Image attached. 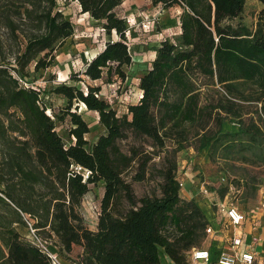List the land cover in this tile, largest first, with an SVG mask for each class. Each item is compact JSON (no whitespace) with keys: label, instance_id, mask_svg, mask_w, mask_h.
<instances>
[{"label":"trees","instance_id":"trees-1","mask_svg":"<svg viewBox=\"0 0 264 264\" xmlns=\"http://www.w3.org/2000/svg\"><path fill=\"white\" fill-rule=\"evenodd\" d=\"M69 1L99 21L104 32L118 36L92 56L83 75L91 81H124L123 67L133 63V56L126 22L118 13L122 0ZM150 1L163 9H182L180 42L160 43L151 68L140 79L142 97L123 116L101 96L100 86L88 85L85 91L58 85L54 91L67 99L64 118H69L74 139L67 147L41 92L24 79L31 65L35 71L54 65L58 45L73 36L74 26L56 0H0V264H50L39 246L17 231L15 225L26 216L33 219L38 239H55L59 253L81 247L84 259L78 264H162L163 253L174 264H189L184 252L202 234L206 238L210 222L195 200L181 198L176 161L161 172L160 195L137 199L123 175L137 162L134 180L145 179L155 152L125 154L118 141L132 133L167 155L192 141L198 143L197 151H211L229 137L222 134L223 125L234 121L239 131L233 137L264 143V8L251 29L242 22L248 0ZM259 2L264 5V0ZM81 103L98 113L106 130L90 149L85 138L89 125L72 111ZM169 142L175 148L169 149ZM236 146L230 140L225 148ZM101 181L105 192L92 231L79 209L90 185ZM121 195L131 207L117 216Z\"/></svg>","mask_w":264,"mask_h":264},{"label":"rangeland","instance_id":"rangeland-1","mask_svg":"<svg viewBox=\"0 0 264 264\" xmlns=\"http://www.w3.org/2000/svg\"><path fill=\"white\" fill-rule=\"evenodd\" d=\"M56 1L59 11L72 22L74 34L58 45L53 66L35 71L34 65H31L27 69L24 82L27 86H32L41 92L40 96L47 108V114L55 120L56 131L68 147L74 142L69 133L71 128L69 118H64V109L68 102L65 97L55 93V88L63 83L82 88L85 91L88 85L100 86L101 96L117 110L118 116L127 114L128 105L140 97V79L151 68L160 43L164 39H168L172 43L180 42L179 17L182 9L179 6H174L163 10L161 5L153 6L150 0H122L118 13L126 22L125 36L133 56V63L123 67L126 73L124 81L114 77L113 81L109 83L106 78L91 81L83 75V72L92 56L102 49L106 42L115 41L118 36L115 33L109 35L104 32L101 23L94 20L89 14L82 13L77 2ZM256 8V1L247 5V13L244 15L248 18L249 24L250 16L254 17ZM3 33L4 30L0 32L2 35ZM5 37L7 38L6 33ZM8 44L12 45V49L16 48L12 40L8 41ZM73 76H77L81 80L75 82L72 79ZM75 106L76 104L72 111L80 113L81 105L77 109ZM80 114L89 125L90 132L85 135V138L88 141L86 148L90 149L102 135L106 134V130L99 123L97 112L89 111ZM59 117L64 119L59 120ZM238 131L239 126L236 122H226L222 127V134H229V137L223 139L216 149L197 151L198 143L192 141L177 153L170 150L168 155L165 150L153 149L150 140L136 137L130 133L128 138L118 141V146L123 153L131 154L136 150L142 154L147 151L155 152V154L152 155V159L148 163L145 179L134 180V176L139 172L137 162L132 164L123 177L126 182L132 185L137 199L160 195L163 183L161 172L169 161L175 160L177 179L184 182V188L180 191L182 199L187 200L186 198H189L190 195L192 198L189 200H195L204 213L208 209L218 212L214 205L219 200L217 196L214 197L217 193L221 199L227 197L228 201H232L244 211L252 213L259 208L262 209L264 205V143L252 144L244 135L233 137L232 134ZM230 140L235 141L237 146L227 150L225 145ZM168 145H170L169 149L175 148L172 142H169ZM201 184L205 185L209 194L200 191ZM231 186L234 188L233 190H230ZM226 187H229L228 190ZM104 192L105 183L103 181L96 185H90V191L83 198L79 209L85 225L92 231L97 229L98 213L101 212ZM207 206L210 207L207 208ZM130 207L128 200L121 195L115 207V214L121 216ZM32 223L33 219L26 216L25 220L16 224L15 227L23 240L36 242L37 239L30 231ZM40 235L45 236L42 232ZM54 240L46 241L47 244L44 243V245L51 251L57 252L59 248ZM207 244L208 242L202 234L195 247L204 248L207 247ZM190 250L184 252L187 260ZM61 252L60 255L65 261L82 262L84 259V250L81 247H75L71 253ZM161 258L162 264H174L164 253ZM188 263L191 264L189 261Z\"/></svg>","mask_w":264,"mask_h":264},{"label":"built area","instance_id":"built-area-1","mask_svg":"<svg viewBox=\"0 0 264 264\" xmlns=\"http://www.w3.org/2000/svg\"><path fill=\"white\" fill-rule=\"evenodd\" d=\"M141 97L142 93L139 99ZM180 186L183 189L184 182H181ZM200 187V191L209 194L204 184H201ZM233 189L234 188L231 186L230 190ZM214 205L218 213L226 218V221H224V225H220L221 227L209 223L205 229L206 240H209L211 243V239L219 238L223 246L218 248L216 257H213V242L206 248L194 247L189 252V261L192 264H257L255 246L260 241L257 223H252L250 232L244 233L243 229L249 220L246 212L240 208L239 205L232 201H228L227 197L223 200L216 201ZM230 227H233L237 232L231 235L222 232L223 229H229ZM30 228L32 235L37 239V241L33 243L37 244L48 256L50 264H78L77 262L64 261L59 251H51L44 245V243L47 244L46 240L38 239L35 235L36 229H34L32 225H30ZM248 236H250V240H248Z\"/></svg>","mask_w":264,"mask_h":264},{"label":"crops","instance_id":"crops-1","mask_svg":"<svg viewBox=\"0 0 264 264\" xmlns=\"http://www.w3.org/2000/svg\"><path fill=\"white\" fill-rule=\"evenodd\" d=\"M253 1H256L257 2V8H256V10H254L255 11L254 17L253 16L252 17L250 16L251 22L249 24L247 22V19L248 18L245 17L244 14L247 13L246 12L247 5H249ZM263 8H264V5L261 2H259V0H248L247 3H246V6H245V10H244V12L242 14V22L245 25L249 26L251 29H254L256 27V23H257V17H256V15ZM180 34H181V27H180V22H179V37H180ZM103 49H104V46L102 47V49H100L99 51H97L95 54H97L98 52L102 51ZM137 102H138V100L135 101V102H132L131 104H136ZM126 111H127V108H126ZM124 113H126V112H124ZM190 198H192V196L189 195V198H186V199L189 200ZM210 203H211V200H210ZM208 207H210V206H207V208ZM245 212H246V214L248 216V220L249 221L247 222V224H245V227L243 229V232L244 233L250 232L252 223H254V222L257 223L258 228H259V234H260V241L255 246L256 257H257V264H264V208H262V209L259 208L257 211H252V213L247 212V211H245ZM205 215L207 217V220L211 224H213L214 226L224 225V221H226V218H224L223 215H221L220 213L216 212L213 209H208L207 212H205ZM222 232L231 235V234H233L234 232H237V231L233 227H230L229 229H227V228L226 229H223ZM248 240H250V236H248ZM207 242H208L207 247H209V245L213 242V245H212L213 257H216L218 248L222 247L223 244L220 243L219 238L211 239V243H210L209 240H207ZM204 248H206V247H204Z\"/></svg>","mask_w":264,"mask_h":264},{"label":"bare ground","instance_id":"bare-ground-1","mask_svg":"<svg viewBox=\"0 0 264 264\" xmlns=\"http://www.w3.org/2000/svg\"><path fill=\"white\" fill-rule=\"evenodd\" d=\"M80 105H81L80 113L89 112V110L87 109V107L84 103H81Z\"/></svg>","mask_w":264,"mask_h":264}]
</instances>
